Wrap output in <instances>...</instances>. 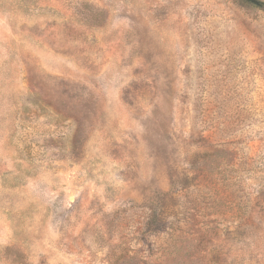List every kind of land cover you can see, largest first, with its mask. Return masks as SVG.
Segmentation results:
<instances>
[{
	"label": "rangeland",
	"instance_id": "rangeland-1",
	"mask_svg": "<svg viewBox=\"0 0 264 264\" xmlns=\"http://www.w3.org/2000/svg\"><path fill=\"white\" fill-rule=\"evenodd\" d=\"M258 1L0 0V264H264Z\"/></svg>",
	"mask_w": 264,
	"mask_h": 264
},
{
	"label": "trees",
	"instance_id": "trees-1",
	"mask_svg": "<svg viewBox=\"0 0 264 264\" xmlns=\"http://www.w3.org/2000/svg\"><path fill=\"white\" fill-rule=\"evenodd\" d=\"M129 262H132V264H148V262L147 261H145V260H136L134 257H129ZM135 260H136V263H134L135 262Z\"/></svg>",
	"mask_w": 264,
	"mask_h": 264
},
{
	"label": "water",
	"instance_id": "water-1",
	"mask_svg": "<svg viewBox=\"0 0 264 264\" xmlns=\"http://www.w3.org/2000/svg\"><path fill=\"white\" fill-rule=\"evenodd\" d=\"M247 2L253 3L255 5H259L260 2L258 0H246Z\"/></svg>",
	"mask_w": 264,
	"mask_h": 264
}]
</instances>
